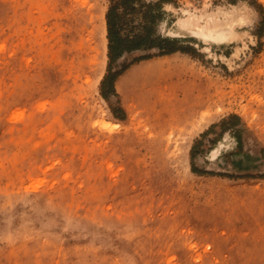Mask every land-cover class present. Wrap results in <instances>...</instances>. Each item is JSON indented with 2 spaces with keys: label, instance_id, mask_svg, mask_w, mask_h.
<instances>
[{
  "label": "rangeland",
  "instance_id": "rangeland-1",
  "mask_svg": "<svg viewBox=\"0 0 264 264\" xmlns=\"http://www.w3.org/2000/svg\"><path fill=\"white\" fill-rule=\"evenodd\" d=\"M111 2L0 0V264H264V0Z\"/></svg>",
  "mask_w": 264,
  "mask_h": 264
},
{
  "label": "trees",
  "instance_id": "trees-1",
  "mask_svg": "<svg viewBox=\"0 0 264 264\" xmlns=\"http://www.w3.org/2000/svg\"><path fill=\"white\" fill-rule=\"evenodd\" d=\"M133 0H112V5L109 7L107 13H106V27H107V39H108V57L110 61H113L116 58H119L122 54L125 52H131L134 50H140V49H150V48H159L161 50L160 54H166L170 52H174L177 50H182L181 48H171L169 45H171L172 40H169L167 38L160 39L159 43H156L155 41L158 40V38L155 40L153 38H150L149 32L144 33H137L133 34L129 38L121 36L118 31L116 30V9L118 5L124 6L126 3L131 2ZM163 43V44H160ZM119 73H115L112 77H110L109 80H111V84H109L108 91L113 93L114 92V86H113V80ZM107 79V78H106ZM105 80L101 83V95L105 98L106 94L103 91V85ZM108 80V79H107ZM239 117L235 114L230 115L229 117L223 119L221 121V124H225L229 122L230 120H238ZM194 148L191 149V158L194 155ZM191 169L193 172H197V169L191 165Z\"/></svg>",
  "mask_w": 264,
  "mask_h": 264
},
{
  "label": "bare ground",
  "instance_id": "bare-ground-1",
  "mask_svg": "<svg viewBox=\"0 0 264 264\" xmlns=\"http://www.w3.org/2000/svg\"><path fill=\"white\" fill-rule=\"evenodd\" d=\"M231 26L227 28L201 27L192 31V36L202 40L222 43L231 33ZM97 59V58H96ZM99 63V62H98ZM95 64V63H94ZM97 67V66H96ZM99 68V67H97Z\"/></svg>",
  "mask_w": 264,
  "mask_h": 264
}]
</instances>
